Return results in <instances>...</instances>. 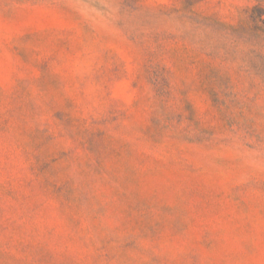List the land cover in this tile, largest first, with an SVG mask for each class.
Returning a JSON list of instances; mask_svg holds the SVG:
<instances>
[{
  "label": "rangeland",
  "instance_id": "rangeland-1",
  "mask_svg": "<svg viewBox=\"0 0 264 264\" xmlns=\"http://www.w3.org/2000/svg\"><path fill=\"white\" fill-rule=\"evenodd\" d=\"M0 264H264V0H0Z\"/></svg>",
  "mask_w": 264,
  "mask_h": 264
}]
</instances>
